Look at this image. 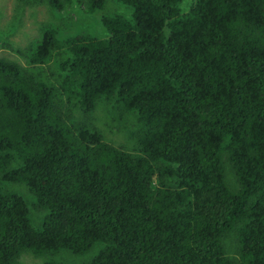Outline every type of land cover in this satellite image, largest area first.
I'll return each instance as SVG.
<instances>
[{"label":"trees","instance_id":"16d2710c","mask_svg":"<svg viewBox=\"0 0 264 264\" xmlns=\"http://www.w3.org/2000/svg\"><path fill=\"white\" fill-rule=\"evenodd\" d=\"M117 1L107 39L5 44L26 66L0 58V264H264V0Z\"/></svg>","mask_w":264,"mask_h":264},{"label":"rangeland","instance_id":"374dc122","mask_svg":"<svg viewBox=\"0 0 264 264\" xmlns=\"http://www.w3.org/2000/svg\"><path fill=\"white\" fill-rule=\"evenodd\" d=\"M192 3L193 0H183L180 5L181 11L188 12ZM105 16H121L132 20L133 9L117 0H107L106 7L102 11L87 14L82 9L79 0H74L72 6L63 12L52 9L47 4L29 6L24 5L21 0H0V58L16 61L26 66V58L21 57L11 48L5 47V44L9 43L20 49L28 48L41 37L44 24L57 28L61 38L89 35L107 39L109 33L101 24V19ZM95 118L96 126L108 140L118 146L132 148L133 144L128 132L131 128L129 124V122L132 123L131 118L127 119L128 121L125 118L120 120L118 113L108 112L104 106L99 108ZM33 219V224L39 226L35 218ZM70 259L68 262L78 263L82 257L70 256ZM21 261L24 264H42L41 260L29 254L24 255Z\"/></svg>","mask_w":264,"mask_h":264}]
</instances>
